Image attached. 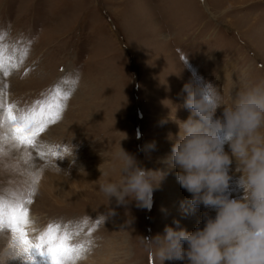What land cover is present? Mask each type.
<instances>
[{
  "label": "rangeland",
  "instance_id": "obj_1",
  "mask_svg": "<svg viewBox=\"0 0 264 264\" xmlns=\"http://www.w3.org/2000/svg\"><path fill=\"white\" fill-rule=\"evenodd\" d=\"M0 61V104L19 114L51 102L59 89L64 105L35 148L17 145L0 127V198L34 193L26 204L29 239L57 223L71 243L89 249L74 264H159L142 238L163 235L174 221L191 232L203 228L205 213L216 215L203 205L183 212L191 194L166 163L179 122L191 114L184 86L211 83L231 104L238 91L264 81V0H0ZM153 142L154 150H142ZM71 143L74 163L61 160ZM120 147L167 175L150 210L135 201L116 207L113 199L116 214L104 222L109 206L99 184L120 179ZM240 175L233 161L231 198L243 197ZM7 242L0 236V247ZM33 255L34 264H50Z\"/></svg>",
  "mask_w": 264,
  "mask_h": 264
},
{
  "label": "clouds",
  "instance_id": "obj_2",
  "mask_svg": "<svg viewBox=\"0 0 264 264\" xmlns=\"http://www.w3.org/2000/svg\"><path fill=\"white\" fill-rule=\"evenodd\" d=\"M184 91V107L191 114L179 122L180 130L166 163L169 169L178 170L180 186L191 194V199L181 204L183 212L203 205L216 215L213 218L205 213L203 228L191 232L174 221L176 227L166 226L163 235L142 238L145 248L159 264L165 260L185 264H264V81L238 91L231 104L211 83H189ZM221 108L222 114L217 116ZM226 143L230 153L225 151ZM71 146L61 160L68 158L74 163L72 143ZM154 149L153 142L142 150ZM116 155L121 162L120 179L99 184L109 206L102 214L104 222L116 214L111 207L113 199L116 207L135 201L138 208L150 210L153 193L167 175L163 170L142 167L134 154L121 147ZM233 161L241 173V199L226 194ZM54 169L69 175L56 162ZM8 231L0 230V236L8 241L0 247V264L28 260L19 239L13 241Z\"/></svg>",
  "mask_w": 264,
  "mask_h": 264
},
{
  "label": "snow or ice",
  "instance_id": "obj_3",
  "mask_svg": "<svg viewBox=\"0 0 264 264\" xmlns=\"http://www.w3.org/2000/svg\"><path fill=\"white\" fill-rule=\"evenodd\" d=\"M0 69L3 63L0 61ZM67 98V94L63 99ZM61 99L59 89H57L49 100L37 102V105L17 114L14 104H0L3 108V116H0V127H7L11 139L17 145L35 148L37 147V136L45 130L48 124L55 123L59 118L64 107L57 102ZM51 155L57 153L52 151ZM25 200L18 197L14 201H6L0 198V230H10L15 238H18L23 245L26 258L35 261L33 253L46 257L50 264H74V261L83 257L88 251L84 244H73L72 233L57 223H50L47 228L39 234L36 242L29 239L28 226L29 210L26 204H31V196Z\"/></svg>",
  "mask_w": 264,
  "mask_h": 264
}]
</instances>
